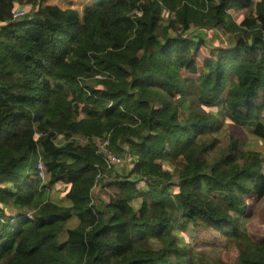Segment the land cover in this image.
Instances as JSON below:
<instances>
[{"label": "trees", "instance_id": "16d2710c", "mask_svg": "<svg viewBox=\"0 0 264 264\" xmlns=\"http://www.w3.org/2000/svg\"><path fill=\"white\" fill-rule=\"evenodd\" d=\"M251 2L93 0L80 15L0 0V264L219 262L175 245L189 226L223 237L234 264H264V236L243 223L245 197H264V154L214 133L247 116L264 140V0ZM202 46L212 59L186 75ZM105 137L130 157L124 173L105 169ZM98 170L108 200L92 196Z\"/></svg>", "mask_w": 264, "mask_h": 264}, {"label": "rangeland", "instance_id": "374dc122", "mask_svg": "<svg viewBox=\"0 0 264 264\" xmlns=\"http://www.w3.org/2000/svg\"><path fill=\"white\" fill-rule=\"evenodd\" d=\"M258 0H252L251 7L254 9L255 3ZM93 0H43V3H53L57 4L63 8L65 7H74L76 8L80 15H82L84 8L92 3ZM22 8V7H21ZM24 11V8H22ZM231 16L236 23H239L241 19H243L247 12L241 8H233L230 10ZM165 17V15H163ZM234 32V33H233ZM231 33L225 32L223 34V39L225 41H220L219 44L223 45L227 42L228 37L235 36V31ZM218 38V37H215ZM213 41V39L211 40ZM211 52L208 47L202 46L196 56L194 57V61L196 64V71L191 73L190 71H186V75L196 76L202 69H204V63L206 60L212 59ZM244 117H232L222 119L223 122L221 125L215 127L214 133L218 136L224 137L223 145L228 143L227 134L235 136L237 139L238 147L242 149H253L257 150L264 154V140L255 137L251 133L252 122L250 119L248 120ZM103 140L97 139V145L99 146ZM118 155V154H117ZM120 156V155H119ZM121 162L114 167L119 170L121 173H124L125 167L132 166V162L129 156L121 155ZM131 162V163H130ZM36 170V168H35ZM127 171V170H126ZM173 174H177L176 168H173ZM37 175V173H36ZM32 179V178H31ZM34 181V178L31 180ZM65 189H67L66 185H57L51 188L52 194L62 193ZM177 190L176 187H170L168 191L173 193ZM113 192V188L111 186H104L99 181L96 180V185L92 190V196L94 200L101 198L102 200H108L110 193ZM245 200L248 204L246 217L243 220L245 223L247 230L249 231L251 237L253 239L264 236V197L261 199H256L255 196H247ZM139 199L134 200V205L139 206ZM172 238L174 243L179 248H184L185 250H193L198 253L195 255L196 261L199 263L206 258L211 259L210 257H214L219 253L220 259L216 264H234L236 257V250L233 247H227L225 245V240L220 235L216 233H210L204 230H199L198 228H193L189 226L186 231L181 232L175 230L172 232ZM127 237L124 236L120 239V243L123 246L124 243H127ZM150 244L154 246H158V242L154 240H150ZM225 246V247H224ZM210 252V253H209ZM209 253V256H208Z\"/></svg>", "mask_w": 264, "mask_h": 264}, {"label": "built area", "instance_id": "2783aa9c", "mask_svg": "<svg viewBox=\"0 0 264 264\" xmlns=\"http://www.w3.org/2000/svg\"><path fill=\"white\" fill-rule=\"evenodd\" d=\"M23 13H24L23 9L18 8L15 10L14 16L20 17ZM101 140L103 141L100 143L99 146L97 145V152L100 153L103 158L105 169L106 170L113 169L121 162V157L109 148L108 137H105ZM36 172L38 178L44 180L45 172H44L43 161L41 159H39L36 162ZM102 176H103L102 171L98 170V172L96 173V180L98 181V179L101 178Z\"/></svg>", "mask_w": 264, "mask_h": 264}, {"label": "crops", "instance_id": "0c3cea01", "mask_svg": "<svg viewBox=\"0 0 264 264\" xmlns=\"http://www.w3.org/2000/svg\"><path fill=\"white\" fill-rule=\"evenodd\" d=\"M37 173V172H36ZM38 177V176H37Z\"/></svg>", "mask_w": 264, "mask_h": 264}]
</instances>
